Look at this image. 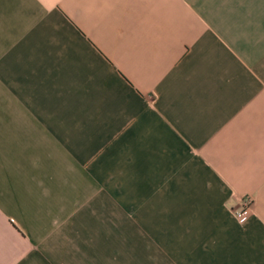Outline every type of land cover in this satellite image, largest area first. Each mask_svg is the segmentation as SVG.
<instances>
[{
  "label": "crops",
  "instance_id": "obj_1",
  "mask_svg": "<svg viewBox=\"0 0 264 264\" xmlns=\"http://www.w3.org/2000/svg\"><path fill=\"white\" fill-rule=\"evenodd\" d=\"M0 264H264V0H0Z\"/></svg>",
  "mask_w": 264,
  "mask_h": 264
},
{
  "label": "built area",
  "instance_id": "obj_2",
  "mask_svg": "<svg viewBox=\"0 0 264 264\" xmlns=\"http://www.w3.org/2000/svg\"><path fill=\"white\" fill-rule=\"evenodd\" d=\"M251 210L249 206H246L239 210H234V215L237 221H244L250 214Z\"/></svg>",
  "mask_w": 264,
  "mask_h": 264
}]
</instances>
